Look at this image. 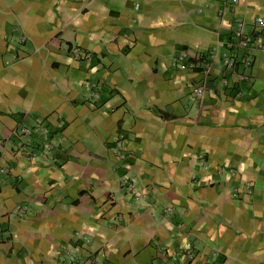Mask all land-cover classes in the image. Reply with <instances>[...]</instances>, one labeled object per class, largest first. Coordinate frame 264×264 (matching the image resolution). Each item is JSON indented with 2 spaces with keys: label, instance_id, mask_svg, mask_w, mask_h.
<instances>
[{
  "label": "crops",
  "instance_id": "1",
  "mask_svg": "<svg viewBox=\"0 0 264 264\" xmlns=\"http://www.w3.org/2000/svg\"><path fill=\"white\" fill-rule=\"evenodd\" d=\"M259 19L264 0H0V264L74 240L89 264H264V51L226 86L220 62ZM183 52L214 55L202 96ZM20 124L51 150L15 155Z\"/></svg>",
  "mask_w": 264,
  "mask_h": 264
},
{
  "label": "built area",
  "instance_id": "2",
  "mask_svg": "<svg viewBox=\"0 0 264 264\" xmlns=\"http://www.w3.org/2000/svg\"><path fill=\"white\" fill-rule=\"evenodd\" d=\"M224 2L232 7L237 3V0H224ZM253 49L264 51V21L260 19L255 21L252 30L248 33L245 31L244 22L236 20L229 31L225 53L220 59L224 74L221 78V84L227 85L228 82L225 75L233 72L240 63L248 68L251 67L252 60L249 52ZM73 54L79 55L78 52ZM179 60H186L189 69L200 71L204 76V81L194 88L197 96L204 95V84L213 69L214 55L209 53V60H203L201 55L188 59L187 53L183 52ZM209 92L211 93V91ZM49 135L48 129L44 126L20 124L11 131L7 142L12 145V151L15 155L33 159L37 153H46L51 150ZM35 139L42 146V150L35 145L37 144L34 141ZM8 172V167L0 165V175H5ZM85 243L86 241L74 240L59 246L55 253L57 264H89V255H84L83 253V247L86 246ZM185 255L187 259H193V246L191 243H187Z\"/></svg>",
  "mask_w": 264,
  "mask_h": 264
}]
</instances>
